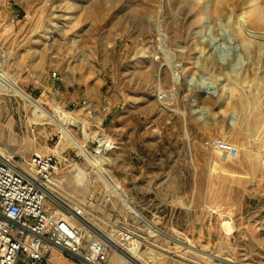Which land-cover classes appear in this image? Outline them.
<instances>
[{
  "label": "rangeland",
  "instance_id": "obj_1",
  "mask_svg": "<svg viewBox=\"0 0 264 264\" xmlns=\"http://www.w3.org/2000/svg\"><path fill=\"white\" fill-rule=\"evenodd\" d=\"M10 81L69 114L85 147L114 139L91 187L85 154ZM0 149L57 155L60 197H87L106 232L135 227L151 264H264V0H0Z\"/></svg>",
  "mask_w": 264,
  "mask_h": 264
},
{
  "label": "built area",
  "instance_id": "obj_2",
  "mask_svg": "<svg viewBox=\"0 0 264 264\" xmlns=\"http://www.w3.org/2000/svg\"><path fill=\"white\" fill-rule=\"evenodd\" d=\"M53 78L60 76L55 72ZM87 140L95 143L85 147L83 155L88 162L85 171L91 175L116 142L101 132ZM208 144L222 156H239L237 146L225 139L212 138ZM60 166L55 154L36 152L26 157L0 152V264H57L55 259L61 258L75 264H144L139 254L144 239L135 227L99 231L86 222L87 197L72 196L69 201L60 197L54 189ZM76 166L77 173L79 161Z\"/></svg>",
  "mask_w": 264,
  "mask_h": 264
},
{
  "label": "bare ground",
  "instance_id": "obj_3",
  "mask_svg": "<svg viewBox=\"0 0 264 264\" xmlns=\"http://www.w3.org/2000/svg\"><path fill=\"white\" fill-rule=\"evenodd\" d=\"M4 54V53H3ZM6 54V53H5ZM4 54V55H5ZM6 57V56H5ZM177 76V75H176ZM176 79V78H175ZM9 82V81H7ZM10 87L9 89L17 96H19L22 100H24V102L26 104H28L31 107V111L33 113V118L34 120L37 121H41V122H46V121H51L53 123H55L58 128L60 129V131L62 133H64V137L65 140L68 143H71L72 145H74L76 147V149L80 152L85 154L86 150H85V143L84 140H81L76 133L73 132L72 128L70 127L71 124H68V122H65V120L67 119V117H69V120L72 118L69 116V114L66 113H56L50 109H48L42 102H40L37 98H35L34 96H32L29 92H27L23 87H21L16 81H10ZM74 119V118H73ZM73 122H76L75 120ZM71 122V123H73ZM74 125V124H73ZM1 153H6L7 151H2V149H0ZM96 169H98V171H100V166L99 164L96 162ZM81 168L78 169L77 175L79 176L78 181L84 185V187H88L91 185V179L88 178V174L85 171L86 168L80 166ZM106 177V176H105ZM94 181V180H93ZM93 184V183H92ZM91 187V186H90ZM55 188V187H54ZM127 205L128 208L133 211L134 213H136V215L147 225L150 226V232L151 233H158V234H164V232L158 228V226L156 225V223L152 224V221L150 219H148L132 202H130L129 200H127ZM86 222L92 226L97 227V229L99 231H104L101 227H99L97 225V223L94 221V218L92 216H86ZM105 232V231H104ZM113 235V234H111ZM182 244H185V242H181ZM190 245H186L185 248H188ZM204 252V251H203ZM140 256L143 259V263L144 264H151V262L149 261V259H146L144 256V253H139ZM148 254V253H147ZM212 261L218 260L221 261L223 263H229L230 260L226 259V258H220L217 255L214 254H210L208 256ZM61 260H64V258H61ZM120 264H123L122 261H119ZM113 264V263H112Z\"/></svg>",
  "mask_w": 264,
  "mask_h": 264
},
{
  "label": "crops",
  "instance_id": "obj_4",
  "mask_svg": "<svg viewBox=\"0 0 264 264\" xmlns=\"http://www.w3.org/2000/svg\"><path fill=\"white\" fill-rule=\"evenodd\" d=\"M61 260V259H60ZM68 259H64V261H65V263L64 264H66V261H67ZM57 264H59V262L57 261Z\"/></svg>",
  "mask_w": 264,
  "mask_h": 264
}]
</instances>
